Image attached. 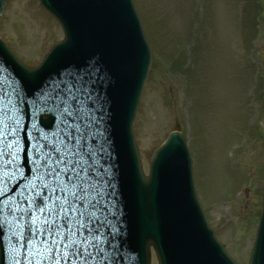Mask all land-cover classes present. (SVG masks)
<instances>
[{"label": "rangeland", "instance_id": "1", "mask_svg": "<svg viewBox=\"0 0 264 264\" xmlns=\"http://www.w3.org/2000/svg\"><path fill=\"white\" fill-rule=\"evenodd\" d=\"M133 2L152 51L133 125L144 173L152 151L179 129L209 225L247 264L264 169V0ZM0 37L32 67L63 34L38 0H6Z\"/></svg>", "mask_w": 264, "mask_h": 264}, {"label": "snow or ice", "instance_id": "2", "mask_svg": "<svg viewBox=\"0 0 264 264\" xmlns=\"http://www.w3.org/2000/svg\"><path fill=\"white\" fill-rule=\"evenodd\" d=\"M83 79L70 77L32 101L38 113L53 115L55 127L44 132L34 123L30 149L19 105L15 114L11 108L0 110V240L8 237L9 264L107 260L101 231L107 223V170L98 166L103 149L84 143L96 141V131L91 89Z\"/></svg>", "mask_w": 264, "mask_h": 264}, {"label": "water", "instance_id": "3", "mask_svg": "<svg viewBox=\"0 0 264 264\" xmlns=\"http://www.w3.org/2000/svg\"><path fill=\"white\" fill-rule=\"evenodd\" d=\"M40 2L62 24L65 32L64 42L54 46L41 66L34 70L18 63L0 42V53L8 65L20 69L19 74L29 84V89L33 90L40 86L49 69L57 72L61 69L64 73L66 70L64 67L69 65L92 64L96 67L95 74L103 75L99 86L91 88V93L98 98L97 102H100L102 96L111 90L116 94L115 127L127 188L132 191L136 188L140 193L146 194L151 185V187H174L181 201L190 205L193 202L196 205L186 145L179 133H171L165 145L154 154L151 178L144 179L140 173L131 125L149 71L151 54L130 0H40ZM3 3L4 0H0V13ZM117 60L121 69V80L120 84L115 86L120 76ZM6 72L7 69L3 68L2 74ZM0 79L5 80L3 77ZM13 79L12 76L9 81L13 82ZM10 87L16 90L15 84H11ZM0 94L4 95L2 88ZM10 97L16 98L12 90ZM179 206L182 210L180 202ZM191 213L195 219L188 217L184 221L185 227H183L186 233L187 231L192 233L189 224H194L196 220H199L201 225L198 212L190 208L188 216ZM160 220V212L149 215L145 221V236L155 240L158 248L152 241L157 251L160 249L158 253L161 261H165V246L161 242V236L157 234ZM149 239L147 242L150 241ZM196 239L209 251L214 264H235L226 256L222 247L211 249L210 246L202 244L200 238ZM249 264H264V197L262 216Z\"/></svg>", "mask_w": 264, "mask_h": 264}]
</instances>
